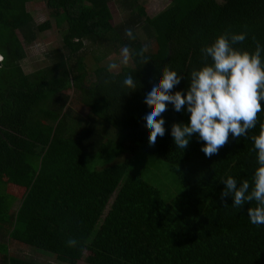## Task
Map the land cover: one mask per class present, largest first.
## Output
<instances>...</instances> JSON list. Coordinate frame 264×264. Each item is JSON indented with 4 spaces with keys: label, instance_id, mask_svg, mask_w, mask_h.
<instances>
[{
    "label": "trees",
    "instance_id": "16d2710c",
    "mask_svg": "<svg viewBox=\"0 0 264 264\" xmlns=\"http://www.w3.org/2000/svg\"><path fill=\"white\" fill-rule=\"evenodd\" d=\"M37 1L0 0V264H39L14 247L64 264H264V225L247 216L254 204L238 209L231 197L221 198L226 175L251 183L258 164L250 137L259 134L264 111L246 137L230 133L210 158L196 134L183 150L173 142L171 126L188 122L186 110L167 105L165 135L154 146L144 120V98L164 66L181 75L173 91L183 92L190 72L211 63L201 49L217 35L246 32L236 47H264V0H168L151 17L140 0H46L49 19L41 24L28 10ZM112 2L128 11L123 22L113 24ZM53 26L61 47L49 52L48 64L25 73V48ZM123 46L133 52L129 65L118 72L98 66ZM145 46L146 64L134 55ZM88 49L98 52L91 77L83 63ZM128 73L134 91L122 85ZM70 91L93 125L75 118ZM115 142L116 157L127 153L110 164ZM138 156L166 165L177 184L171 197L142 180ZM69 238L76 247L67 246Z\"/></svg>",
    "mask_w": 264,
    "mask_h": 264
},
{
    "label": "clouds",
    "instance_id": "9594fccd",
    "mask_svg": "<svg viewBox=\"0 0 264 264\" xmlns=\"http://www.w3.org/2000/svg\"><path fill=\"white\" fill-rule=\"evenodd\" d=\"M125 35L134 39L131 29H125ZM246 36V32L225 31L210 45L204 46L201 52L206 59H211V63L190 72L188 87L183 92L173 91L180 83L181 75L167 65L163 67L157 82L144 98L149 108L144 120L149 129L150 146L155 145L157 137L165 135L162 114L167 111L169 103L176 112L186 110L189 114L187 123H173L171 126V136L177 148H187L190 137L196 134L204 142L201 151L209 158L217 155L228 143L230 133L239 139L257 126L258 114L264 111V47L259 42L252 52L236 47L245 41ZM145 51L146 46L134 55L146 64ZM132 57V50L123 46L120 63L126 66ZM117 67L116 63H110L108 70ZM122 85L134 91L137 81L128 73ZM250 139L258 164L251 183L242 180L238 184L233 176L226 175L222 179L221 198L231 197L232 206L238 209L245 203L254 204L247 208V216L253 225H264V123L260 125L259 134ZM78 243L75 238L67 240L68 247H76Z\"/></svg>",
    "mask_w": 264,
    "mask_h": 264
},
{
    "label": "rangeland",
    "instance_id": "374dc122",
    "mask_svg": "<svg viewBox=\"0 0 264 264\" xmlns=\"http://www.w3.org/2000/svg\"><path fill=\"white\" fill-rule=\"evenodd\" d=\"M216 1L221 2V0ZM167 3L168 0H140V4L144 8V12L148 17H151L157 12L164 9ZM109 6L113 15V24L123 22L127 18L128 11H126V9L122 5H120V3L112 2ZM28 10L33 15L34 20L37 24H41L47 19H49L46 0H40L28 4ZM137 34L141 42H147V39L141 32V30H137ZM61 39L62 34L57 30L55 26H53L51 30L41 34L32 45L26 47L25 50L27 57L22 63V67L25 73H31L34 70L48 64L46 56L49 54L50 51L61 47ZM149 48H153L152 44ZM93 55H98V52H96L95 49H88L85 50V55L83 58V63L85 65L86 70L89 72L90 77L92 76L93 71L96 68L95 62L92 58ZM120 60L121 52L117 55L110 54L100 63H98V66H106L110 63H116L118 67L112 70V72H118L121 67L125 66L120 63ZM67 94L70 97L74 95L73 91H70ZM75 95L71 98V101L69 102V106L73 110L75 118L81 124L93 125L94 119L89 116L88 109L78 101ZM116 152L117 142H115V145L108 152L107 159L110 160V164H116L118 162H121L126 157L127 152H123V155L119 157L115 156ZM138 157L139 159H133V162L136 166V169H138L139 176L142 178V180L155 187L164 199L169 196L171 197L176 190L177 184H175L174 182L173 175L166 169V165L151 156H148L146 159H143L142 156ZM13 250L15 255H18L21 258L32 259L39 264H64L57 262L52 257V255H49L44 252H38L30 248L14 247ZM77 264L86 263H84L83 261H79Z\"/></svg>",
    "mask_w": 264,
    "mask_h": 264
},
{
    "label": "built area",
    "instance_id": "2783aa9c",
    "mask_svg": "<svg viewBox=\"0 0 264 264\" xmlns=\"http://www.w3.org/2000/svg\"><path fill=\"white\" fill-rule=\"evenodd\" d=\"M2 62V56H0V63Z\"/></svg>",
    "mask_w": 264,
    "mask_h": 264
}]
</instances>
